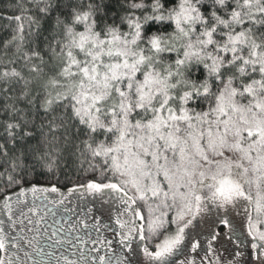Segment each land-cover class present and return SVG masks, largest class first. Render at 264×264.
<instances>
[{
    "label": "snow or ice",
    "instance_id": "6c2138e0",
    "mask_svg": "<svg viewBox=\"0 0 264 264\" xmlns=\"http://www.w3.org/2000/svg\"><path fill=\"white\" fill-rule=\"evenodd\" d=\"M14 8L15 35L0 60L18 41L12 57L29 76L0 71V180L28 182L38 219L25 222L23 211L13 219L6 195L8 229L39 232L55 217L64 201L47 194L58 188L29 177L55 175L71 160L99 172L81 187L110 190L125 264H138L137 240L148 264H176L189 252L180 264H217L208 255L217 223L229 226L233 257L245 248L264 256V0H22ZM26 41L32 49L22 53ZM205 220L206 232L194 225ZM8 229L0 226V264H25L26 237Z\"/></svg>",
    "mask_w": 264,
    "mask_h": 264
},
{
    "label": "rangeland",
    "instance_id": "374dc122",
    "mask_svg": "<svg viewBox=\"0 0 264 264\" xmlns=\"http://www.w3.org/2000/svg\"><path fill=\"white\" fill-rule=\"evenodd\" d=\"M36 186L48 187V185ZM73 189H76V191H73ZM21 190H24L26 195L20 196L19 193ZM7 195L12 197L11 204L13 219L18 218V213L20 211H23L25 215L19 218L24 219L25 222H27L28 219H31L32 221L38 219V216L28 210L33 199V195L29 190V186L14 190ZM47 195L50 201H59L63 199L64 203L57 207L55 217L50 215L47 218V223H42L36 226L40 229L39 232L27 230L24 232H19V230H17L16 233H13L12 230L8 229L9 222L6 211L3 208H0V220L4 221V224L0 226L8 229L10 235L19 234L26 237V240L23 243L19 253L25 264H32V260L46 261L47 264H67V261H72L74 264H100V259L97 262L95 261L96 256H94V254L101 253L99 249L102 247V245L97 242L93 245L84 243L86 246H93L92 251H84L83 248H81L82 245L80 244L82 242L80 234L77 235L76 232L83 233V228L87 227H84V223H81L78 226L70 225V222L62 218V216L67 210L69 212L71 211L73 217L77 219H71V222L75 224H79L81 222L78 220V218L85 217L87 223H91L93 225H95V223L99 224L97 225V230L102 233V238L110 236L113 240L117 239V241H120L119 225H117L115 222L118 213L116 211V204L109 201L110 190L105 189L103 193H92L91 191H87L83 187L78 186L70 189L58 188L57 193H48ZM5 196L0 199V204H2ZM26 201L27 203H25ZM37 204H39V201H37ZM49 207H52V205L49 204ZM234 219L236 222H240L244 218L241 215L235 216ZM53 221H55V223H53ZM197 223H199L200 229L202 231L206 232L208 230L207 220L194 221V225ZM45 229H47V231H45ZM114 229L116 230V234L113 233ZM192 230L195 229H190V231ZM215 231L219 234V238L214 242L213 245L215 251L210 252L208 255L209 258L214 262H217V264H231V262L234 260L246 262V264H260V260H264V256L258 258L257 252L250 248L243 249V255L239 257H233L230 253L233 250L234 244L228 239L229 226L217 223L215 225ZM53 232H55L56 235H53ZM70 234L72 236H69ZM113 235L116 237H113ZM34 237H36V239H34ZM203 239L204 237L202 236L201 240ZM27 240H31L32 245H28ZM142 243L143 242L137 240L132 244V247L136 249L135 259L138 261V264H148L147 259L143 255L142 247L137 248V245H142ZM152 243V241L148 242L150 250ZM33 245L36 249H40L45 253L51 252L52 255L40 256L38 252L34 250ZM78 247L82 249V251L78 249ZM24 251L31 253V257H25L23 255ZM197 251L200 256H203V252L201 250L198 249ZM113 253H108L105 258L107 262H111V260L108 259L109 257H112V260H119V257L112 256V254L115 255L117 251H113ZM123 253L125 255V260H127L128 256L130 255L128 249ZM195 255L196 253L189 252L187 256L182 257V260L191 259L192 256Z\"/></svg>",
    "mask_w": 264,
    "mask_h": 264
},
{
    "label": "trees",
    "instance_id": "16d2710c",
    "mask_svg": "<svg viewBox=\"0 0 264 264\" xmlns=\"http://www.w3.org/2000/svg\"><path fill=\"white\" fill-rule=\"evenodd\" d=\"M22 0H0V53L5 51L6 42L12 40L13 35H15L16 24L14 21L9 18L12 15H18L19 11L14 8L15 5L21 3ZM45 30H50L51 24L50 22H45L43 25ZM77 30H82L80 26H77ZM27 35V33H25ZM18 41L9 44L7 47V52L9 53L8 57H3V60H7L9 58L15 59L14 64H5L3 60H0V71L5 69L16 68L19 71H22L23 74L28 77L29 74L27 69L24 67V61L22 58L12 57V53L15 49V45ZM43 44L41 42V48ZM32 49V44L26 41L25 46L22 49L23 52H30ZM14 87L19 88L20 85H14ZM33 87H35L33 85ZM4 101L0 100V105H2ZM23 106L22 104L20 105ZM7 116H0V119H6ZM0 131H3V128L0 127ZM87 167V165H85ZM95 175L99 177V172L96 173H85L81 169L76 166V163L73 161L68 162V166L65 167L63 164L56 172L55 175L50 173L37 174L36 177H29V181H31L35 185H48V186H56L60 189H70L78 186H82L86 182H91L92 176ZM58 177V178H57ZM29 186L28 182H21L20 184L12 185L10 187L4 186V181L0 180V199L3 198L8 193L20 189L22 187Z\"/></svg>",
    "mask_w": 264,
    "mask_h": 264
},
{
    "label": "flooded vegetation",
    "instance_id": "af4514ba",
    "mask_svg": "<svg viewBox=\"0 0 264 264\" xmlns=\"http://www.w3.org/2000/svg\"><path fill=\"white\" fill-rule=\"evenodd\" d=\"M57 209V208H56ZM64 215L62 216V218H64L66 221L70 222V225H80L81 223H84L86 221L85 217H81L78 218V220H80L81 222L79 224H75L71 222L72 220H77L73 217V214L71 213V211L69 212L68 210L66 212L63 213ZM87 222V221H86ZM87 228H83V233H79L76 232L77 235L80 234V238L82 239V242L80 243L82 246L81 248H83L84 251H92L93 246H86V244L84 245V243H89L91 245H93L94 243H99L102 245V247H100L99 251H101L100 254H94L95 257V261L97 262L101 257L106 258V256L108 255V253H113V251H117V253L115 255L112 254L113 257H119V260H112V257H109L108 259L111 260V262H107L105 260V262L107 264H125V255H124V251H126L127 249L120 243V241H117V239H112L110 236L106 237V238H102V233L100 231L97 230V223H95V225L91 224V223H87ZM108 231H112V230H108ZM108 231H106L107 233H109ZM116 234V230L114 229V232ZM69 236H72L71 234ZM113 237H116L115 235H113ZM86 239V241H85ZM88 240V241H87ZM78 249H80L78 247ZM82 251V249H80ZM183 256H178V257H174V259H176V264H180V261L182 260Z\"/></svg>",
    "mask_w": 264,
    "mask_h": 264
}]
</instances>
